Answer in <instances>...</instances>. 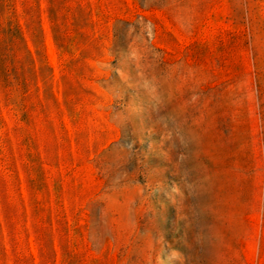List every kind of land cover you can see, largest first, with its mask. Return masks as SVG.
<instances>
[{"label": "rangeland", "instance_id": "374dc122", "mask_svg": "<svg viewBox=\"0 0 264 264\" xmlns=\"http://www.w3.org/2000/svg\"><path fill=\"white\" fill-rule=\"evenodd\" d=\"M0 264H264V0H0Z\"/></svg>", "mask_w": 264, "mask_h": 264}]
</instances>
